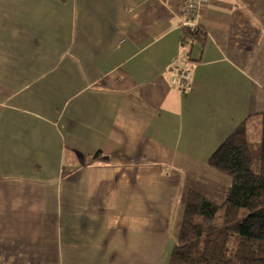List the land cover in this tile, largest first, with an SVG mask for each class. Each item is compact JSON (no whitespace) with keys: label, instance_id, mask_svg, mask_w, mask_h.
<instances>
[{"label":"crops","instance_id":"crops-1","mask_svg":"<svg viewBox=\"0 0 264 264\" xmlns=\"http://www.w3.org/2000/svg\"><path fill=\"white\" fill-rule=\"evenodd\" d=\"M185 1L0 0V264H170L189 193L224 203L208 159L264 112V0H210L190 58Z\"/></svg>","mask_w":264,"mask_h":264},{"label":"trees","instance_id":"trees-1","mask_svg":"<svg viewBox=\"0 0 264 264\" xmlns=\"http://www.w3.org/2000/svg\"><path fill=\"white\" fill-rule=\"evenodd\" d=\"M207 38L200 25L183 27L186 57L196 45L204 47ZM256 116L258 140L251 139L243 122L208 159L231 185L221 205L189 193L170 264H264V112Z\"/></svg>","mask_w":264,"mask_h":264},{"label":"built area","instance_id":"built-area-1","mask_svg":"<svg viewBox=\"0 0 264 264\" xmlns=\"http://www.w3.org/2000/svg\"><path fill=\"white\" fill-rule=\"evenodd\" d=\"M210 3V0H187L183 3L182 13L185 17L182 21V27L199 26L195 22V17L200 14L201 8ZM173 80L172 85L180 92L184 93L191 87L192 68L185 67L181 57L173 61Z\"/></svg>","mask_w":264,"mask_h":264},{"label":"rangeland","instance_id":"rangeland-1","mask_svg":"<svg viewBox=\"0 0 264 264\" xmlns=\"http://www.w3.org/2000/svg\"><path fill=\"white\" fill-rule=\"evenodd\" d=\"M249 135L252 140H258L260 135V124L254 120L250 123Z\"/></svg>","mask_w":264,"mask_h":264}]
</instances>
